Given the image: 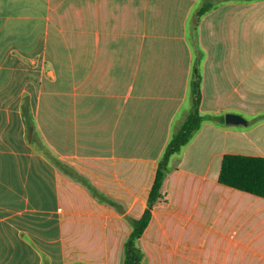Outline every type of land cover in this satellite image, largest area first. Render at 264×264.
<instances>
[{"label":"crops","instance_id":"crops-1","mask_svg":"<svg viewBox=\"0 0 264 264\" xmlns=\"http://www.w3.org/2000/svg\"><path fill=\"white\" fill-rule=\"evenodd\" d=\"M202 1L0 0V264H125L199 48L206 118L171 158L142 264H264V197L219 181L227 153L264 156V0L195 30Z\"/></svg>","mask_w":264,"mask_h":264},{"label":"trees","instance_id":"trees-1","mask_svg":"<svg viewBox=\"0 0 264 264\" xmlns=\"http://www.w3.org/2000/svg\"><path fill=\"white\" fill-rule=\"evenodd\" d=\"M225 1L227 0H203L195 13L197 19L195 30L198 28L199 21L203 15ZM197 36L198 33L195 31V37ZM195 42H197V40H195ZM198 52L199 55L194 62L190 84L192 109L182 126L174 131L171 140L161 157L156 178L149 195L148 207L145 212L139 218L126 214V218L131 223L133 229L126 241L125 264H142L144 251L139 246L138 240L144 234L152 219L155 205L160 202H168V197L163 192V186L171 171V158L175 153L181 151L183 146L191 141L206 118V115H203L200 110L202 99L201 86L203 80L202 61L204 58V51L199 48ZM208 117L225 119V115H220L218 117L208 115ZM54 163L69 176L86 185L97 199L102 202L110 203L117 207L119 211L125 212L121 203L107 196L86 175L79 172L77 168L56 157L54 158ZM219 181L233 188L264 197V156L227 153L222 161Z\"/></svg>","mask_w":264,"mask_h":264},{"label":"water","instance_id":"water-1","mask_svg":"<svg viewBox=\"0 0 264 264\" xmlns=\"http://www.w3.org/2000/svg\"><path fill=\"white\" fill-rule=\"evenodd\" d=\"M226 118H227L228 122H243V123H247V120L240 114L228 113L226 115Z\"/></svg>","mask_w":264,"mask_h":264},{"label":"rangeland","instance_id":"rangeland-1","mask_svg":"<svg viewBox=\"0 0 264 264\" xmlns=\"http://www.w3.org/2000/svg\"><path fill=\"white\" fill-rule=\"evenodd\" d=\"M191 103H192V101H191V98H190L189 101H188L187 104H186L187 110H190V109H191V106H192ZM187 110H186V111H187ZM186 111H185V112H186ZM182 151H183V150H182ZM178 153H183V152L179 151Z\"/></svg>","mask_w":264,"mask_h":264}]
</instances>
